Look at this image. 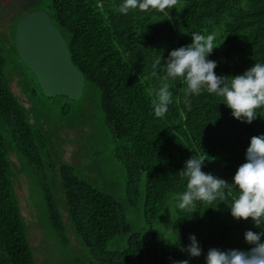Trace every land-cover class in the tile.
Returning <instances> with one entry per match:
<instances>
[{
  "label": "trees",
  "instance_id": "1",
  "mask_svg": "<svg viewBox=\"0 0 264 264\" xmlns=\"http://www.w3.org/2000/svg\"><path fill=\"white\" fill-rule=\"evenodd\" d=\"M121 3L51 0L45 9L67 39L71 60L85 80L84 91L92 85L99 91L113 155L125 169L128 205H142L152 236L144 239L135 231L125 204L114 193L63 162L58 173L73 230L98 264H173L186 259L189 264H206L209 249L248 250L245 232L264 233V222L257 227L251 218L236 220L227 204L238 195L231 184L238 167L246 162L251 138L264 135V110L258 109L260 115L251 123L242 122L232 116L222 98L206 91L192 97L189 110L176 102L184 87L179 79L167 81L173 103L163 117L155 116L152 101L164 82L163 64L169 53L191 44L193 32H220L214 41L217 48L208 57L217 62L218 76L243 74L254 63H264V0H179L185 7L181 35L171 19L172 9L163 13L130 9L121 14L117 11ZM15 34L16 25V45ZM157 59L161 65L154 67ZM32 74L42 95L72 99L45 95ZM6 131L18 156L39 182L50 227L67 244L66 223L39 142L45 144L44 133L31 123L27 108L14 94L0 51V264H37L13 183ZM193 155L207 158L203 172L229 184L224 190L226 199L224 203L197 202L180 212L175 219L179 241L164 242L157 238L154 225L185 190L186 180L177 173ZM50 167L57 169L54 163ZM192 234L202 250L199 257L181 251L190 244ZM123 236L122 246H113Z\"/></svg>",
  "mask_w": 264,
  "mask_h": 264
},
{
  "label": "rangeland",
  "instance_id": "2",
  "mask_svg": "<svg viewBox=\"0 0 264 264\" xmlns=\"http://www.w3.org/2000/svg\"><path fill=\"white\" fill-rule=\"evenodd\" d=\"M51 0H0V51L3 70L10 86L27 108L32 124L40 126L44 133L43 155L48 165L50 182L66 223L67 244L50 227L47 204L35 175L26 167L15 151L6 131L13 183L24 220L27 237L37 264H98L77 236L64 206L61 179L58 168L61 163L74 165L79 174L97 186L114 193L126 206L128 220L144 239L152 236L145 220L142 205H128L126 197V173L113 155L114 144L104 123L99 102V91L92 85L81 98L46 97L39 93L38 85L30 68L24 64L13 41L14 27L23 16L34 9H45ZM185 8V7H184ZM183 5L179 3L170 16L178 34H183ZM219 31L214 32L215 36ZM33 91H37L36 94ZM39 120L41 123H39ZM54 163L56 171L51 169ZM173 202L166 210L163 220L154 225L157 238L177 244L179 235L175 219L182 211ZM122 238L113 242L121 247Z\"/></svg>",
  "mask_w": 264,
  "mask_h": 264
},
{
  "label": "clouds",
  "instance_id": "3",
  "mask_svg": "<svg viewBox=\"0 0 264 264\" xmlns=\"http://www.w3.org/2000/svg\"><path fill=\"white\" fill-rule=\"evenodd\" d=\"M178 4L179 0H122L117 11L127 14L130 9H138L141 12L155 10L163 13L166 9H175ZM191 37V44L172 50L163 64L164 75L161 79L164 82L156 90L152 101L155 116L163 117L173 103L167 81L179 79L184 87L180 89L182 98H177L176 102L183 103L185 108L190 110L192 97L206 91L222 98V103L231 109L232 116L237 120L246 123L254 121L259 114L257 110H264V63H254L243 74L218 76L215 73L217 62L208 59L214 48H217L214 44L215 34L193 32ZM160 65L161 60L157 59L154 67ZM245 158L246 162L238 167L231 184L237 187L238 195L227 205L234 219L251 218L259 227L264 222V135L251 138ZM206 159L203 155H193L177 173L186 180V188L177 203L179 209H191L197 202L212 204L226 199L224 190L229 184L202 171ZM262 235L264 233L246 231L245 242L250 246L246 251L209 249L205 257L206 264H264ZM189 240L190 244L182 247L181 251L190 257H199L202 250L196 236L190 235ZM173 264H189V261H173Z\"/></svg>",
  "mask_w": 264,
  "mask_h": 264
},
{
  "label": "water",
  "instance_id": "4",
  "mask_svg": "<svg viewBox=\"0 0 264 264\" xmlns=\"http://www.w3.org/2000/svg\"><path fill=\"white\" fill-rule=\"evenodd\" d=\"M15 42L45 95L82 97L84 77L72 62L67 39L47 9L30 10L23 16L16 25Z\"/></svg>",
  "mask_w": 264,
  "mask_h": 264
}]
</instances>
